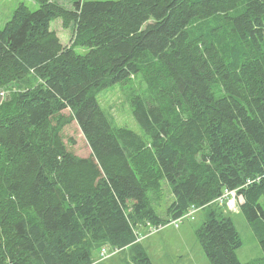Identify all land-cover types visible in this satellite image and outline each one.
Listing matches in <instances>:
<instances>
[{
  "label": "trees",
  "instance_id": "16d2710c",
  "mask_svg": "<svg viewBox=\"0 0 264 264\" xmlns=\"http://www.w3.org/2000/svg\"><path fill=\"white\" fill-rule=\"evenodd\" d=\"M39 1L0 30V264H92L94 248L138 243V224L168 223L257 177L240 189L241 211L264 218V0ZM59 17L69 44L52 29ZM138 74L142 133L97 98ZM70 118L90 156L65 142ZM198 236L212 264H258L238 258L229 215L212 211ZM136 250L130 264H153Z\"/></svg>",
  "mask_w": 264,
  "mask_h": 264
},
{
  "label": "rangeland",
  "instance_id": "374dc122",
  "mask_svg": "<svg viewBox=\"0 0 264 264\" xmlns=\"http://www.w3.org/2000/svg\"><path fill=\"white\" fill-rule=\"evenodd\" d=\"M50 1L72 9L75 3L81 0ZM22 2L33 10L40 6L39 0H0V30L5 27L16 7ZM51 26L57 31L63 43H70L73 30L63 26L61 17L53 20ZM78 50L84 53L86 48L81 47ZM5 94V90H0V102L4 100ZM136 95H147L146 84L142 81L140 74L100 91L97 98L101 107L114 118L117 125L127 126L142 133V127L133 114L132 101ZM63 112L67 116L70 114L69 109ZM63 136L68 147L76 154L84 157L91 155V148L76 120L70 118L69 123L63 129ZM172 200L171 185L167 180H163L160 205L156 207L161 216L166 217L164 211ZM212 211H215L218 217L224 213L233 219L242 239V245L236 252L238 258L244 263L258 260V264H264V251L260 242V238H264V218L251 221L243 211L227 210L226 205L220 202L197 209L192 217H185L178 227L172 221L164 222L165 225L162 228L151 231L149 224L140 223L136 226V230L140 234L142 233V236L137 239L138 243L119 249L107 245L105 246L106 255L102 254L101 248H94L92 251L93 264H130V262H134L138 245L147 253L153 264H212L203 250L198 236L199 229L210 217Z\"/></svg>",
  "mask_w": 264,
  "mask_h": 264
},
{
  "label": "built area",
  "instance_id": "2783aa9c",
  "mask_svg": "<svg viewBox=\"0 0 264 264\" xmlns=\"http://www.w3.org/2000/svg\"><path fill=\"white\" fill-rule=\"evenodd\" d=\"M258 179H259V177L249 179L244 185H242L241 187L236 188V189L225 188L223 193L218 197L217 202H220L223 205L225 204L227 210L239 211L240 206L244 201L243 195L240 193V189L245 187V186H248L249 184H252L253 182H255ZM196 210H197L196 207L190 208V210L186 214H184L183 216L178 217L177 219H173L172 223L176 227H178L180 225V222L185 217H192L194 215V213L196 212ZM148 224L150 225L151 231H156V230L163 227V225L156 226V225H152L151 223H148ZM136 235H137V239H139L140 238L139 236H142V233L140 234V232L136 230ZM102 254L103 255L107 254V250H106L105 246L102 248Z\"/></svg>",
  "mask_w": 264,
  "mask_h": 264
},
{
  "label": "clouds",
  "instance_id": "9594fccd",
  "mask_svg": "<svg viewBox=\"0 0 264 264\" xmlns=\"http://www.w3.org/2000/svg\"><path fill=\"white\" fill-rule=\"evenodd\" d=\"M244 202V201H243ZM242 205V204H241ZM197 208V207H196ZM197 209H199V208H197ZM240 210H241V206H240Z\"/></svg>",
  "mask_w": 264,
  "mask_h": 264
},
{
  "label": "crops",
  "instance_id": "0c3cea01",
  "mask_svg": "<svg viewBox=\"0 0 264 264\" xmlns=\"http://www.w3.org/2000/svg\"><path fill=\"white\" fill-rule=\"evenodd\" d=\"M61 38V37H60ZM64 44H67V43H64ZM93 264V263H92Z\"/></svg>",
  "mask_w": 264,
  "mask_h": 264
},
{
  "label": "bare ground",
  "instance_id": "6f19581e",
  "mask_svg": "<svg viewBox=\"0 0 264 264\" xmlns=\"http://www.w3.org/2000/svg\"><path fill=\"white\" fill-rule=\"evenodd\" d=\"M218 199V198H217Z\"/></svg>",
  "mask_w": 264,
  "mask_h": 264
}]
</instances>
